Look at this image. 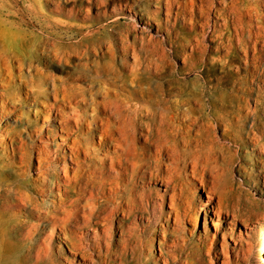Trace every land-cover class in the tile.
<instances>
[{"label":"bare ground","instance_id":"obj_1","mask_svg":"<svg viewBox=\"0 0 264 264\" xmlns=\"http://www.w3.org/2000/svg\"><path fill=\"white\" fill-rule=\"evenodd\" d=\"M151 1L164 4L162 20L150 12ZM93 6L103 14L109 9L117 19L97 28H92L95 21L73 24ZM123 6L140 10L141 23L151 20L164 28L184 63L179 74L197 71L190 82L153 78L163 71L154 59L152 33L138 36L122 26ZM259 46H264V0H0V95L7 90L0 119L11 115L22 121L18 106L39 104L35 120L42 116L46 135L52 139V122L66 135L59 136L62 143L29 145L22 132L36 121L27 119L5 131L10 162L17 158L20 164L10 174L0 163V204L25 212L21 224L27 236L17 251L11 238L21 224L6 228L0 264H56L39 232L40 221L49 223L51 236L58 229L56 238L69 253L89 260L95 255L92 264H205L204 253H224L211 241L209 248L203 241L189 250L184 221L201 191L206 215L231 216L229 221L236 222L249 212L250 202L231 179L235 163L256 187L261 175L264 188L262 98L253 95L252 86ZM216 62L224 73L212 81L202 73ZM59 64L70 65L71 72L55 75L51 68ZM14 79L18 85L6 89ZM248 148L246 167L237 152ZM32 167L38 189L22 177ZM55 190L63 198L46 205L31 193ZM152 218L158 229L150 230L147 241L144 237V246L142 234ZM155 240L158 254L151 262ZM257 260L264 264L262 248Z\"/></svg>","mask_w":264,"mask_h":264},{"label":"rangeland","instance_id":"obj_2","mask_svg":"<svg viewBox=\"0 0 264 264\" xmlns=\"http://www.w3.org/2000/svg\"><path fill=\"white\" fill-rule=\"evenodd\" d=\"M137 3L144 4L145 2L137 1ZM84 4H85V1H84ZM149 5H150L149 10L154 15V17L155 18L159 17L162 20L164 16V4L156 2V1H151ZM95 9H96L95 6H93V8L87 12V15L84 13H80V15L75 19V21H73V24L81 25V24L88 23L90 21H95V22H98V25H95L92 28H97V26L100 27L103 24L111 23L110 20L118 16L117 14L111 12L109 9L106 11V14L95 12ZM47 13H51V11L47 9ZM52 15H54V13H52ZM120 15L121 17L118 19L120 20V22H122L121 25L122 26L128 25V28L131 30L130 32H134L138 36H142L144 33L151 35L152 33L151 42L153 43V47L155 50L154 59L157 58L156 59L157 62L162 67L164 66V68L161 67L163 73H161V71L158 70L159 74L157 73L156 75H153V78L163 81L167 79H173L174 77H182L179 74V70L183 67V64H184L183 60L181 57L176 55L175 48H173L174 46L167 41V36H166L164 28L162 27L159 28L151 20L148 21V25H146L145 23H141L142 19L140 18H142V15H140V10H138L137 8H134L133 11H130V10H127V8L123 6ZM173 16H175V13L173 14ZM182 21H183L182 16H179L176 22L178 24L177 25L178 27L182 25ZM127 22L129 24H126ZM131 25L133 26V28ZM137 27L139 30L137 29ZM184 27H185V31L189 32V29L187 28V26L184 25ZM157 29L159 31H157ZM168 44H170V46ZM258 52L260 54L259 62H256L257 64L255 63L257 72H256V76L253 82L254 85L252 84V86L254 90L253 95L256 97L258 94L262 98V102L260 104V108H261L260 116H259L260 120H258V123L261 124L262 122L264 125V46H259ZM158 59L159 60L162 59V63H161V60L159 61ZM127 60L128 62H133V59L130 56L127 57ZM212 65L209 66V68L205 69L202 75L203 76L207 75L211 78L212 81H214L215 80L214 76H216L217 78L218 75L219 76L222 75L224 71L220 67L219 62H216ZM240 66L243 68L244 65H240ZM51 70L53 71L55 75L63 76L71 72V66L68 64H59V65L52 67ZM196 73L197 71H191L187 75L185 74V76L182 77L183 81L190 82L189 80L194 78ZM17 85H18V80L14 79L7 86H5V88L6 89L8 87L13 88V87H16ZM227 87L229 86H226V88ZM5 92H7V90ZM5 92H2L0 95V106L1 107H5L7 104V101L5 100L6 98ZM18 108L22 111V116H23L22 121H20L18 118H15L14 116L12 117L11 115H6V116L4 115V117L0 119V163L5 164L4 166L5 171L10 174L13 172V170L17 169V166L20 163L19 161H17V158L14 160L13 163L10 162L11 145L9 144V140L6 137L7 130H11L10 128H18L21 122L27 119V120H30V122L36 121V124H34L36 126H31L30 128H27L26 130L23 129V132H22L23 133L22 137L24 141L27 142L29 145H33L34 143L41 144L44 142L50 143L52 139H54L56 143H62V140L59 139V136L61 134L62 136H66L64 133H60L58 131L57 129L58 124L56 122H52L54 126L52 125L50 127L53 130L52 139L50 136L46 135V132H45L46 122L42 124V116H40V119H38L39 121L35 120V117L37 116L36 110H38L39 104H32V103L30 104V103L25 102L21 106H18ZM221 132H222V129L219 130L220 134ZM92 143H93V147L97 148L98 146L97 137H94V141H92ZM48 150L51 155L56 154V151H54L55 145L50 144L48 147ZM250 151H251L250 148H248V151H245L244 149H240L237 152L238 154L237 159L239 160L240 163L246 162V167L250 166V164L247 163V158H246L247 152H250ZM57 154L60 156L62 155L61 147L58 148ZM36 155H37V152L34 149V151L32 152V157H31V161L34 162L33 163L34 165L37 163ZM255 168H256V171L259 172L258 171L259 167L256 166ZM261 172L262 171H260V173ZM246 173L247 172H245L244 169H241L240 171L238 163H235L233 166L231 179L234 183L235 191L240 192V193L242 192L241 193L242 197L248 198V199L246 198V200L250 202L249 203L250 207L248 208L250 213L248 211H246L245 213L244 211V213L242 214L243 215L242 218L236 220V222L229 221L231 220V216H220V217H217L218 219H216V217L212 216V214L206 215L204 212V210L206 209V204H205L206 197H205V193L201 191L200 196H198V199L195 202V208H194L195 211L192 210V212L190 213V216L184 221L185 229L183 231V236H184L186 245H188L187 248L188 249L190 248L189 250H195L196 247L200 245L201 242L203 241H205L206 243L207 241H211V246L214 245L219 250L221 248L225 250L224 253L220 252L217 255L213 254V252H210L209 255L213 259L212 264H263L262 262H259L257 260L258 255L260 253V248H262L263 256H264V240H263V235H264V188L262 185L263 177L260 175L255 178V182L257 186L259 187L258 188L256 187V185L253 184L252 180L246 177ZM23 174L24 175L22 177H24L25 180H29L30 185L34 189L35 188L38 189L37 187H35V184H34V183H38L36 180L37 174H35L34 167H32L30 171H24ZM31 193L39 202H46L45 205L49 204L50 200H53V199L59 200L63 198L62 197L63 195H61V193L60 195L56 194V190L53 191L52 193H50L49 191H46L43 195H40L39 193L33 192V191ZM41 197L46 199L47 201L46 200L41 201ZM198 200H202V202L200 203ZM216 200H217V197L214 198V201H213L214 203H212V206L214 207L216 206V202H215ZM15 208L16 206H7L5 204H0V236H2L3 238L5 237L3 235L4 231L6 230V228L10 229V225L13 222H17L21 224V222L24 220L23 218H24L25 212L23 210L21 212H18L17 209ZM166 209H164L162 213L166 212ZM157 218L155 220H157ZM32 220L33 221H30V223L35 222L34 219ZM139 222H142V224L147 223L146 220L144 219L140 220ZM39 225L40 227L44 226L43 229L42 228L39 229L41 230L39 232H42L41 234L43 235V238L49 242L47 246H49L52 252L56 255L57 257L55 261L56 264H92L91 260L93 258L94 259L96 258V256L94 255L92 256L91 260H89L90 258L88 259L86 256L82 258L78 254L69 253L66 249V246L63 244V240H58L56 238V234L59 233L58 229H56V231H54L55 234L53 233L51 236L49 233H47L49 232V223L47 221H44V222L40 221ZM157 227H158L157 223H155L152 218L150 220V223L148 224L149 229L146 228L142 234L143 236L142 244L144 246H146L147 238L150 237V233H149L150 230H157L158 229ZM26 228H27L26 225L21 224L17 229V235L15 237L11 236L12 237L11 244L13 247H15L17 251L21 249L23 246H25L24 244L25 242H23L24 241L23 238L27 236V231L25 230ZM58 243H60L61 246H58ZM156 243H157V240H155L154 242V254L150 253L151 262L155 260L158 254V245ZM207 245H208L207 248H209L210 242L207 243ZM61 251H63L64 254H62L63 252L61 253ZM146 252L148 253L147 249H146ZM67 255H71V256L67 257ZM209 255L204 253L205 264H211L209 261V257H208ZM33 262H35V260ZM31 264H37V262L31 263Z\"/></svg>","mask_w":264,"mask_h":264}]
</instances>
